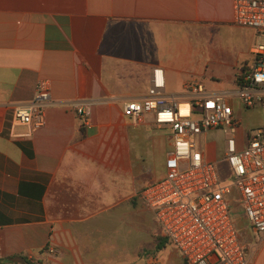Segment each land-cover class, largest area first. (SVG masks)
Here are the masks:
<instances>
[{"label": "crops", "instance_id": "0c3cea01", "mask_svg": "<svg viewBox=\"0 0 264 264\" xmlns=\"http://www.w3.org/2000/svg\"><path fill=\"white\" fill-rule=\"evenodd\" d=\"M228 25L233 0H0V264H191L170 241L141 251V226L157 221L139 195L165 175L172 143L123 103L148 95L155 67L167 95L187 98L191 80L235 88L252 53L221 42ZM42 79L52 103L31 133L14 108ZM234 220L249 264H264V235Z\"/></svg>", "mask_w": 264, "mask_h": 264}, {"label": "built area", "instance_id": "2783aa9c", "mask_svg": "<svg viewBox=\"0 0 264 264\" xmlns=\"http://www.w3.org/2000/svg\"><path fill=\"white\" fill-rule=\"evenodd\" d=\"M233 10L234 23L264 33V0H233ZM251 53L233 89L209 93L201 82L191 80L185 84L187 98L167 95L164 70L155 67L148 95L123 103V112L134 124L151 114L152 126L169 132L172 148L165 175L139 196L163 235L191 264H249L230 207L233 191L250 227L264 235V127L240 133L237 113L239 107L264 109V44L252 47ZM51 103L50 83L42 79L34 98L15 106L14 119L33 133L45 126ZM69 106L86 118L81 103ZM215 130L231 134L224 153L231 179L221 178L216 161L204 156L202 137ZM2 253L0 242V257Z\"/></svg>", "mask_w": 264, "mask_h": 264}, {"label": "rangeland", "instance_id": "374dc122", "mask_svg": "<svg viewBox=\"0 0 264 264\" xmlns=\"http://www.w3.org/2000/svg\"><path fill=\"white\" fill-rule=\"evenodd\" d=\"M219 32L221 42L225 46H229L235 52L240 53L242 56L249 48L256 47L259 44H264V33L257 32L252 28L240 26L236 23H234V25L219 28ZM238 115L241 119L243 130L248 129L249 133H254L257 126L264 127V109L248 110L244 108L239 110ZM230 136L231 134L229 133L224 135L221 130H215L204 134L202 137L203 149L207 147L211 149L213 156L209 159L216 161L222 178L226 180L231 179L228 162L224 160L226 138ZM229 200L233 217L235 219L243 217L242 206L236 201L237 199L234 191L229 195ZM126 203L132 204L133 209L137 211L141 210L143 206L136 199L128 200ZM140 229L141 232H148L147 238L149 240H141V251L148 256L152 251H154L156 243L159 240L158 236H163V233L160 226L154 221L153 217L147 218L146 224H143Z\"/></svg>", "mask_w": 264, "mask_h": 264}, {"label": "trees", "instance_id": "16d2710c", "mask_svg": "<svg viewBox=\"0 0 264 264\" xmlns=\"http://www.w3.org/2000/svg\"><path fill=\"white\" fill-rule=\"evenodd\" d=\"M220 174V172H219ZM220 177L222 178L221 174H220ZM158 242L156 243V246H155V253L160 251L167 242H169V240L165 237V236H158ZM22 258L24 259V261L27 263V264H36V263H33V262H29L26 257L22 256Z\"/></svg>", "mask_w": 264, "mask_h": 264}]
</instances>
